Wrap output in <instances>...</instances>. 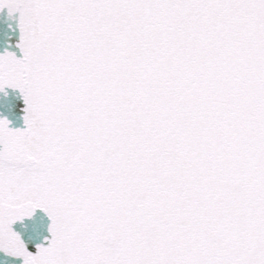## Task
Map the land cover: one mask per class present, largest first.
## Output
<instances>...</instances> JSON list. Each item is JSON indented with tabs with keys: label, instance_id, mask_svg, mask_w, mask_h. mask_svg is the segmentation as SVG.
Listing matches in <instances>:
<instances>
[{
	"label": "snow or ice",
	"instance_id": "6c2138e0",
	"mask_svg": "<svg viewBox=\"0 0 264 264\" xmlns=\"http://www.w3.org/2000/svg\"><path fill=\"white\" fill-rule=\"evenodd\" d=\"M0 252L23 264H264V0H0ZM7 95V92H5ZM42 210L46 244L16 222Z\"/></svg>",
	"mask_w": 264,
	"mask_h": 264
},
{
	"label": "water",
	"instance_id": "95a60500",
	"mask_svg": "<svg viewBox=\"0 0 264 264\" xmlns=\"http://www.w3.org/2000/svg\"><path fill=\"white\" fill-rule=\"evenodd\" d=\"M12 19L17 20L15 32H18L16 38L20 39L21 33L19 29V14L14 13L10 16L8 9L4 8L0 11V44L3 40H6L4 32H8L10 28L12 29ZM3 54H6V52L0 50V55ZM5 92H7V95H5ZM25 107L26 105L24 103L23 96L18 89L5 88L4 92H0V119L7 118L10 121V128L23 129L26 127L24 122ZM40 211L41 210H37L33 218H25L23 222L18 221L13 225L14 230L21 235L29 251L33 253L37 251L36 245L46 244V236L38 239L31 230V228H33L38 221V213ZM41 218L43 221L41 224L50 221V218L44 212H42ZM0 264H23V261L22 259L6 256L4 253L0 252Z\"/></svg>",
	"mask_w": 264,
	"mask_h": 264
}]
</instances>
